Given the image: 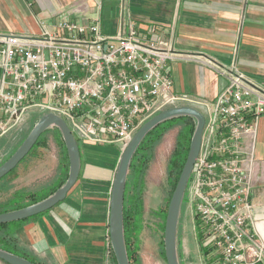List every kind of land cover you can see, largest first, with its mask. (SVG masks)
Returning <instances> with one entry per match:
<instances>
[{
  "label": "built area",
  "instance_id": "1",
  "mask_svg": "<svg viewBox=\"0 0 264 264\" xmlns=\"http://www.w3.org/2000/svg\"><path fill=\"white\" fill-rule=\"evenodd\" d=\"M125 0L122 1L124 3ZM78 13L40 20L36 33H0V136L34 114L56 113L78 141L121 143L145 121L175 105L204 115L200 153L188 186L202 260L264 264L259 191L264 160L256 142L264 86L237 61L177 51L164 26L137 23L124 5L115 34L103 32L101 9L79 0ZM204 61L226 83L213 100L174 91L170 60Z\"/></svg>",
  "mask_w": 264,
  "mask_h": 264
},
{
  "label": "crops",
  "instance_id": "2",
  "mask_svg": "<svg viewBox=\"0 0 264 264\" xmlns=\"http://www.w3.org/2000/svg\"><path fill=\"white\" fill-rule=\"evenodd\" d=\"M78 1L0 0V33L39 32L40 20L54 22L56 15L69 10L78 13ZM122 1L88 0L93 10L101 6L105 34L118 31L125 5L137 23L164 26L165 38L177 51L201 52L228 64L235 60L243 73L264 86V0ZM169 63L173 88L178 94H188L196 100H213L226 83L204 61L174 59ZM257 134V157L262 161L264 114L260 117ZM4 143H0V148ZM79 145L81 172L65 200L28 217L16 229L19 245L42 264H113L110 197L124 145L87 141H79ZM102 145L118 147L113 150L114 161L110 166L100 158ZM258 193L263 205L259 211L264 213V183ZM196 251L202 260L200 249Z\"/></svg>",
  "mask_w": 264,
  "mask_h": 264
},
{
  "label": "water",
  "instance_id": "3",
  "mask_svg": "<svg viewBox=\"0 0 264 264\" xmlns=\"http://www.w3.org/2000/svg\"><path fill=\"white\" fill-rule=\"evenodd\" d=\"M192 117L196 123V128L189 147L188 158L184 164V168L178 178V183L174 188L170 203L167 208V216L165 220L164 245L167 264H180L179 255L177 253V232L178 221L180 217V209L184 200L185 192L188 188L189 177L193 170V165L200 153L202 143V131L204 128V115L196 106L175 105L167 108L157 115L151 117L135 132L132 139L128 142L120 157L117 170L113 180L111 191V206H110V242L114 256L118 264H131L128 257L127 242L125 241L124 227V204L125 191L127 186V177L132 159L136 155V151L145 139L144 137L158 124L173 117ZM57 126L63 140H65L67 153L69 155V176L66 182L58 188L52 195L42 199L40 202L28 205L24 208L15 209L9 212L0 213V224L9 223L17 220H25L28 217L35 216L41 212L48 210L60 201L65 200L70 189L75 185L81 172V154L79 141L76 139L70 125H67L65 120L56 113H47L40 116L35 123L33 129L25 137L24 142L10 156V158L0 165V179L8 175L26 155L31 151L34 145L38 142L40 135L47 129ZM0 259L7 264H38L32 260L26 259L18 254L11 253L0 247Z\"/></svg>",
  "mask_w": 264,
  "mask_h": 264
},
{
  "label": "rangeland",
  "instance_id": "4",
  "mask_svg": "<svg viewBox=\"0 0 264 264\" xmlns=\"http://www.w3.org/2000/svg\"><path fill=\"white\" fill-rule=\"evenodd\" d=\"M37 117L38 115L34 114L24 123L10 130L9 133L5 134V137L0 138V143L6 142L0 148V164L6 161L10 153L24 142V138L34 127L32 123ZM181 127L182 125L177 123L163 134L161 141L156 147L158 157L150 163L145 177L146 187L143 193L144 213L141 224L142 229L138 236V241L135 242L138 245H136V249L140 256V264H160L161 262L167 264V260L161 253L163 249L161 240L164 239V232L159 226L162 222L160 212L168 208L171 199L169 192L171 186L166 177V164L173 154L178 141L177 134ZM57 133V130L50 129L47 133L49 148L39 146L11 170L8 176L6 175V179L1 183L7 187L4 197L9 196L14 191H25V193L36 192L37 197L41 198V196L47 194L55 187L60 157V141L56 138ZM101 148L103 156L100 158L102 163L110 166L114 161L113 150H117L118 147L117 145H102ZM192 209L190 203L186 204L180 219L177 245L180 264H211V260H201L200 255L197 254L196 248H199V242L196 239ZM133 246L135 247L134 244ZM0 264L7 263L0 259Z\"/></svg>",
  "mask_w": 264,
  "mask_h": 264
},
{
  "label": "trees",
  "instance_id": "5",
  "mask_svg": "<svg viewBox=\"0 0 264 264\" xmlns=\"http://www.w3.org/2000/svg\"><path fill=\"white\" fill-rule=\"evenodd\" d=\"M40 118V115L36 118V120L32 123V126L35 125V123ZM177 123H180L182 125L181 129L179 130L178 134V141L176 148H174L173 155L177 154V149L183 152L184 145L189 146L192 135L194 133V130L196 128V121L194 119L190 120L189 116L187 117H173L172 119L165 120L157 125L154 129H152L144 138L142 144L139 146L138 150L136 151V155L132 159V162L130 164L129 174L127 177V186L125 191V204H124V227H125V241L127 242V250H128V257H130V263L131 264H140V256L138 255L137 251V244H135L136 241H138V236L141 232V224L143 219V208H144V197L143 193L146 187L145 177L147 174V171L149 169V165L152 162L154 156H155V150L158 145V143L161 141L163 134L172 128V126L176 125ZM33 129V128H32ZM50 129L57 130V139L59 142V164H58V175L56 177L55 187L48 192L47 194L41 196V198H38L36 195V192L28 193L25 191H14L13 193L9 194V196L4 197L5 191L7 189L6 185L3 186L1 183L4 179H6L5 176L0 179V213L9 212L15 209L24 208L28 205L35 204L40 202L42 199L52 195L58 188H60L68 179L69 176V155L67 153L66 143L65 140H63L62 133L60 129L57 126H53V128L47 129L44 133H42L37 140L38 142L34 145V147L31 149L30 152L35 150L36 148H39V146H43L46 148H49V141L47 138V133L50 131ZM25 139V138H24ZM23 143V142H22ZM19 148L16 147L11 153L10 156ZM30 152L26 155L25 158L28 157ZM184 155H187V151H184ZM9 156V158H10ZM8 158V159H9ZM7 159V160H8ZM181 159V158H180ZM176 161L174 163L173 167L176 168L177 175L174 177V179L171 180V189L170 194L173 192L174 187L177 184V179L179 177V173L182 170L183 163L181 160ZM6 160V161H7ZM185 160V156H184ZM182 160V161H184ZM5 162V161H4ZM3 162V163H4ZM1 163L0 165H2ZM179 166V167H177ZM5 184V183H3ZM167 209L162 210L160 212L162 216V222L160 223V229L165 231V220L167 216ZM20 222H23V220H17L12 221L9 223H2L0 224V247L3 249L18 254L26 259L32 260L35 263L42 264L40 261L36 260V258L33 256L31 252H26L20 245H19V237L17 235V226ZM164 236V234H163ZM163 249L161 253L166 259L165 256V243L163 240ZM135 245V247L133 246ZM137 245V246H136ZM111 256L113 264H118L116 257L114 256L113 249L111 248Z\"/></svg>",
  "mask_w": 264,
  "mask_h": 264
},
{
  "label": "flooded vegetation",
  "instance_id": "6",
  "mask_svg": "<svg viewBox=\"0 0 264 264\" xmlns=\"http://www.w3.org/2000/svg\"><path fill=\"white\" fill-rule=\"evenodd\" d=\"M190 118V120H192L193 118L192 117H189ZM178 134H179V131H178ZM178 134H177V136H178ZM193 137V136H192ZM192 140V139H191ZM191 143V142H190ZM142 144V143H141ZM176 145H177V143H176ZM176 145H175V148H176ZM189 147H190V144H189V146H187V145H184V149H183V152L182 151H180L179 149H177V154L176 155H171L170 156V158L168 159V161H167V164H166V167H167V181L169 182V185L171 186L172 185V183H171V180L172 179H174V177L177 175V173H176V168L175 167H173L174 165V163H176V161L178 162V160L180 159L181 160V162H184L183 164H185V162H186V160H187V158H188V154H189ZM187 151V155H184L185 153H184V151ZM155 152V156H154V158H153V160H155V159H157V157H158V153L156 152V150L154 151ZM184 156H185V160H184ZM152 160V161H153ZM182 160H184V161H182ZM177 167H179V166H177ZM183 168H184V165H183V167H182V170H183ZM182 170H181V172H182ZM181 172L179 173V176H180V174H181ZM190 177H191V175H190ZM190 177H189V180H190ZM179 178V177H178ZM177 183H178V179H177ZM189 183H190V181H189ZM177 185V184H176ZM188 186H189V184H188ZM176 187V186H175ZM174 187V188H175ZM170 192V191H169ZM173 192H174V190H173ZM173 192L170 194V196L172 197V194H173ZM187 193H188V188H187V190H186V192H185V197H184V200H183V203H182V206H181V209H180V211H181V213H180V217H179V221H178V232H177V240H178V233H179V228H180V219H181V217H182V214L184 213V208H185V206H186V204H189L188 203V196H187ZM171 200V199H170ZM169 203H170V201H169ZM169 205V204H168ZM179 241V240H178Z\"/></svg>",
  "mask_w": 264,
  "mask_h": 264
}]
</instances>
